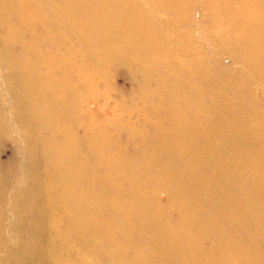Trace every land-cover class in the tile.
I'll return each instance as SVG.
<instances>
[{"label":"bare ground","instance_id":"6f19581e","mask_svg":"<svg viewBox=\"0 0 264 264\" xmlns=\"http://www.w3.org/2000/svg\"><path fill=\"white\" fill-rule=\"evenodd\" d=\"M196 3L0 0V144L8 112L19 131L14 174L0 168L1 264H91L101 243L103 264H143L159 240L173 248L154 264H264V0H201L203 25ZM118 70L127 100L100 91Z\"/></svg>","mask_w":264,"mask_h":264},{"label":"rangeland","instance_id":"374dc122","mask_svg":"<svg viewBox=\"0 0 264 264\" xmlns=\"http://www.w3.org/2000/svg\"><path fill=\"white\" fill-rule=\"evenodd\" d=\"M196 6H197V9L193 13V20L196 23H200V24L203 25L202 18H201V16L203 17V15H201L202 12H203V7H202V4H201V0H197ZM206 43L208 44L209 48L212 47L209 44V42H206ZM211 50H212V52H214V54H216L217 57H220L219 58V62H220V65L222 67H224L226 69H231V68H234L236 70H241L242 69L241 64L236 62L235 59L232 56L223 55L219 51L218 48H211ZM257 85H258L257 90L259 91V94L263 95L262 98H264V87L261 88L259 83H257ZM109 86L110 87L108 88L107 92H106V87L105 86L102 87L100 91L103 92V93L109 94L111 99H113V100H123V99L127 100V96H129L128 94L130 92V81L125 79L124 75L121 73V70H118L115 73L113 72V77L109 80ZM4 106L10 111V108H9L10 106H9L8 101H6L4 103ZM98 111H99V107L96 108L94 113H97ZM7 118H8L7 120L10 123V127L12 128V134H11V138H10V136H6L5 137V141L2 144H0V168L2 170H9L10 172H12L14 174V168L12 167V164L14 163L15 148H14V145L12 144L11 140L13 138H18V132L19 131H18L17 125L15 124L14 119L12 118L11 112H8V117ZM188 133H190V132H185L184 134H188ZM113 139L115 141L114 145L117 146V148L126 147L125 148L126 151L130 152L129 150H131L133 147L137 148L136 145L138 143H140V140L142 138L140 137V135H138V133L137 134L135 133L134 135H132V134L129 135L127 133H121L120 135L119 134H117V135L114 134V138ZM124 141H129V143H128L129 145H124L123 144ZM136 142H138V143H136ZM141 142H143V141H141ZM121 143L123 145H121ZM125 153L126 152H124V154ZM140 153H142V154H139V156L145 158L144 155H143L144 151H142ZM170 153H171V151H170ZM182 158L186 159L187 157H183L182 156ZM217 167L219 168V166H217ZM214 169H215V167H213L209 171L213 174L212 171H214ZM139 177H141L142 179H146V178L150 177L149 170H147L146 167L143 170H140V176ZM139 193L141 195H149V192H148L147 188L140 190ZM125 206L134 207L135 203L134 202H130V203L127 202ZM210 207L211 208H209V209L215 208L214 206H210ZM180 214H181L180 210L175 207V208L170 209L167 212V216H168L167 218L170 221H172L175 224H177L178 221H179V218H180ZM212 215H216V212H213ZM5 217H6V219L3 222L4 236L5 237H9L12 240H14L15 239V235L10 230H8L9 225H10L9 222L12 221V219L14 218V215L12 213L6 211ZM188 235H189V233H188ZM39 238L44 244L47 243V242H55V241L58 240V234H57V231L54 230L53 228H44L42 230ZM101 241L104 242L103 239L98 240V242H101ZM158 243H159V246H160V244L161 245H171L172 248H173V244H172V242L170 240H159ZM101 244L102 245L98 244V245L95 246V251L97 252V255H98V259H97V257L95 258V259H97V261H91V258L90 257H86V256H84L83 259H85L87 262H91V264H103V263H105V261H106V258H105L106 246L103 243H101ZM194 244H197V240L194 242ZM159 246H157V249H160ZM179 246H180V248H182V245L179 244ZM2 247L3 248H1V250H0V258H4L6 256V254L8 252V248H9L8 242L4 243L2 245ZM157 249H156V251L151 253L149 259L143 260V258L145 257V256H143V258H142L143 264H154V262H157V261H159L161 259V256L159 255L160 251L157 250ZM79 250L80 249L77 248L76 251H75V254L79 253ZM87 250H90L89 246H88ZM68 258H70V262L72 264H75V263H79L80 262L79 258H81V257L76 258L75 255L69 254ZM188 258L189 259H187V260L189 262H191L193 257L191 258V255H190ZM226 264H233V263L228 262Z\"/></svg>","mask_w":264,"mask_h":264}]
</instances>
